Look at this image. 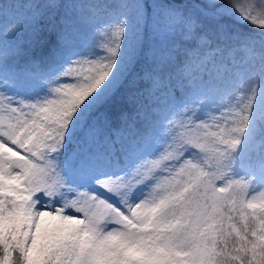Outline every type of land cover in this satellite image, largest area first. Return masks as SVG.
I'll return each instance as SVG.
<instances>
[{
	"label": "trees",
	"instance_id": "16d2710c",
	"mask_svg": "<svg viewBox=\"0 0 264 264\" xmlns=\"http://www.w3.org/2000/svg\"><path fill=\"white\" fill-rule=\"evenodd\" d=\"M174 1L184 5L172 0H71L70 5L41 8L43 0H0V93L10 88L27 92L31 104L53 102L34 111L47 124L24 136L36 162L2 163L0 200L6 204L0 205V235L10 225L25 249L31 247L41 201L22 187L35 174L53 182L59 173L73 189L82 187L85 176L118 175L119 193L135 205L136 221L108 219L96 222L97 228L105 222L118 224L145 240L128 256L116 257L110 253L118 239L110 240L95 264H264V193L253 191L264 183V45L257 30L235 14L221 20L201 15L198 31L209 43L200 46L196 39H185L180 20L162 26L163 8L187 14L199 11L195 4L208 3ZM122 17L128 27L115 61L118 78L61 139L59 108L78 102L112 71L103 60L91 61L105 56L99 44L106 39V25ZM83 52L89 61L83 63V74L79 66L72 77L57 79L59 68ZM199 60L204 61L201 69ZM186 65L188 73L182 72ZM222 72L229 75L224 87L215 80ZM201 77L222 109L235 112L225 124L213 118L211 134L197 119L208 108L196 102L198 97L187 101L181 94ZM58 83L61 91L56 93ZM166 93L176 97L175 106L182 105L172 115V126L162 130L156 123ZM45 152L57 159L51 169L38 164ZM51 195L58 200L53 202L57 216L48 212L41 218L53 222L43 226L50 251L28 264H56L62 234L89 223L67 221L64 196L58 190Z\"/></svg>",
	"mask_w": 264,
	"mask_h": 264
},
{
	"label": "snow or ice",
	"instance_id": "6c2138e0",
	"mask_svg": "<svg viewBox=\"0 0 264 264\" xmlns=\"http://www.w3.org/2000/svg\"><path fill=\"white\" fill-rule=\"evenodd\" d=\"M208 6H201L199 11L190 13H181L179 20L184 25L185 39H196L198 45L203 46L209 41L202 34L199 33L198 28L200 24V16H212L218 20L225 15L235 14L241 20L248 24L254 25L259 22V25H264V0H246L241 4L239 0H224L220 3L219 0H207ZM117 61L119 60L120 51L115 53ZM191 69L185 66L182 72L188 73ZM75 74L72 68L60 74V78L68 79ZM118 78L117 63L112 65V71L108 73L107 78L99 83L97 87L89 94H86L78 102L71 105H64L59 108L64 118L63 128H69L71 123L75 122L76 118L95 104L106 94L110 88L115 84ZM61 89L58 87L54 92L59 93ZM52 101H37L36 104H24L21 102L18 107H28L30 111H35L38 106L43 104L52 105ZM18 109H12L17 111ZM61 139L65 137V133H60ZM13 145L9 142V147ZM121 178L117 176L107 175L96 178L95 183L110 194L111 198L95 192H87L81 190L75 191V199L70 202V206L74 207L79 217L84 218L89 223L83 228L75 229L71 235L62 234V243L60 245L61 251L56 257V264H95L98 253L102 247L110 240L118 239V246L115 251L110 253L113 257L128 256L131 249L144 242L145 238L131 232L127 227H122L110 232H104L97 228L96 221L97 209H103L104 214L111 213L113 209L116 212L127 216V209L121 203L118 197L117 189L119 187L118 181ZM100 200L103 206L94 203ZM67 214V213H66ZM53 223L41 219L40 226L34 229L35 237L32 240L31 247L25 249L24 243L17 239V233L12 231L11 226H6L3 235H0V264H28L29 261L42 260L45 255L49 254L48 238L44 234L43 226L45 224ZM100 236V240L96 237ZM127 246V247H125Z\"/></svg>",
	"mask_w": 264,
	"mask_h": 264
},
{
	"label": "clouds",
	"instance_id": "9594fccd",
	"mask_svg": "<svg viewBox=\"0 0 264 264\" xmlns=\"http://www.w3.org/2000/svg\"><path fill=\"white\" fill-rule=\"evenodd\" d=\"M61 3H64L65 5H70L71 0H43V4L40 7L41 8H46L49 6L58 7ZM252 26L259 33V42L262 45H264V25H259V22H257V24H254ZM106 27H107L106 39L99 44V48L103 50V52L105 53V56H96L95 60L91 61V63L96 64L97 61L103 60L105 63L112 66L117 59L115 55L116 51L119 50L121 53L123 49V38L126 35V31L128 27L127 18L122 17L119 20L111 21L106 25ZM244 38L247 39L249 37H244ZM85 62H89L87 59V55L84 52L78 53L75 55L74 59L70 58L69 61L65 65H62L59 68L58 73L61 74L62 72L66 71L69 68H72L75 70L76 67H79ZM57 87H59V83L57 84ZM60 131L64 132L66 135L68 128H62L60 129ZM61 157H62V153H59V161L63 165L64 162ZM56 163H57V159L47 152L43 153L38 160V164L43 169H51L53 168L54 165H56ZM57 176L59 177L58 183L60 185L58 191H60L62 195L64 196V203L62 206L65 208L67 214L79 216L80 213H78L74 207L70 206V202L73 199H75L74 190L76 189H73L71 185H69L66 182V178L63 175L61 176L59 173H57ZM116 194L120 198L119 194L118 193ZM94 203H97V204H100V206H103L100 200H97ZM140 203H142V201L136 202V204H140ZM134 208H135V205H130L129 207L126 208L128 210L127 216H130V217L132 216V210H134ZM99 228L104 232H110V231L121 228V226L118 224L114 225V224H109L105 222L103 224H100Z\"/></svg>",
	"mask_w": 264,
	"mask_h": 264
},
{
	"label": "rangeland",
	"instance_id": "374dc122",
	"mask_svg": "<svg viewBox=\"0 0 264 264\" xmlns=\"http://www.w3.org/2000/svg\"><path fill=\"white\" fill-rule=\"evenodd\" d=\"M15 99H17L16 96H14V97L8 96L5 99L2 98L0 100V140H3L7 147H9V142H11V144L13 146L9 147V148H11V149L23 154L24 156H26L25 152L20 151L17 147V144H15L14 141H12L11 138H9V134H15L16 133V129L14 128L15 124L13 123V121L17 122V115H14V116L11 115V114H14L15 112L10 110V105L8 104V102L14 101ZM3 100H6L7 102L5 101V102L1 103ZM87 189H88V192L99 193L101 195H105V196H108L109 198H111L110 194H108L103 189H101L94 181L90 182L87 185ZM118 192H119V190L117 189V193ZM123 205L127 208V206L125 204H123ZM97 214H99L102 217L111 216V217L118 219V220L119 219L121 220V219H124L125 217H128L122 213L116 212L115 209H113L112 212L108 213L107 215L104 214L103 209H97ZM262 218H264V217H262ZM259 221H261V220L255 219L254 222L256 224H258ZM256 230H257V232H259L261 230L260 225L257 227Z\"/></svg>",
	"mask_w": 264,
	"mask_h": 264
}]
</instances>
